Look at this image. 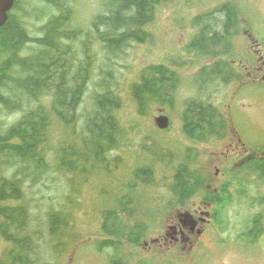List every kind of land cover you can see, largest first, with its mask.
Returning <instances> with one entry per match:
<instances>
[{"label":"trees","instance_id":"trees-1","mask_svg":"<svg viewBox=\"0 0 264 264\" xmlns=\"http://www.w3.org/2000/svg\"><path fill=\"white\" fill-rule=\"evenodd\" d=\"M46 1V19L40 34L32 35L25 23L27 18L23 20L24 16L15 13L30 0H16L8 21L0 28V114L2 109L20 113L9 127L0 121V232L9 245L8 256L0 264H59L58 257L69 242L66 230L73 207L66 204L60 209H48L45 214L33 212L24 200L23 177L36 182L55 171L70 177L68 183L76 193L79 179L91 166L112 163V152L124 141L122 95L103 83L104 88L94 95L93 106L83 112L84 96L96 71L104 79L112 77L111 73L105 75L104 63L119 57L133 42L147 39L148 25L166 0H102V9L88 28L77 22L79 0ZM238 12L229 2L194 18L198 31L191 41V50L208 55L219 44L229 47V32L236 24ZM206 18L213 24L201 26ZM93 43L99 50H94ZM100 58L103 64L99 63ZM238 75L233 61L220 60L190 78L197 91L185 100L182 112L183 131L189 138L206 141L209 136L214 137V123L224 116L212 100V86L221 81L229 84ZM180 80L177 70L166 64L144 67L139 81L132 86L139 112L145 113L152 102L173 98ZM54 124L70 127L72 139L58 143L65 137L57 138V144L52 146ZM190 158L185 152L183 160L175 159L176 172L166 196V204L170 205L167 213L189 200L193 191L209 180H204L199 171L189 170L193 169L188 165ZM155 173V169H137L136 178L152 184ZM235 175L234 182L221 186L216 195L203 198L221 208L214 213L219 224L226 222L229 206L246 205L244 194L260 201L259 205L264 204V197L258 195L264 184V158L245 159ZM138 181L133 182L136 193L144 185ZM136 193L127 196V201L122 199L124 202L117 198L118 202L103 212L102 233L109 239L100 243L102 250H114L111 264H131L132 256L124 255L129 244L139 249L157 222L158 214H154L152 205L145 208L151 215L138 213L134 203L141 198ZM263 235L264 213L259 212L246 220L236 239L254 241Z\"/></svg>","mask_w":264,"mask_h":264},{"label":"rangeland","instance_id":"rangeland-1","mask_svg":"<svg viewBox=\"0 0 264 264\" xmlns=\"http://www.w3.org/2000/svg\"><path fill=\"white\" fill-rule=\"evenodd\" d=\"M229 2L239 11L236 24L229 32L231 45L214 46L208 55L191 50V41L198 31L194 18ZM46 4V0H30V3L23 4L22 11H15L19 17L24 16L23 20L27 18L25 23L32 35L40 34L39 29L46 19L43 13ZM76 8L77 22L88 28L92 18L102 9V0H79ZM200 23L199 27L209 26L213 21L206 18L204 24L200 26ZM147 30L145 41L133 42L119 57L104 63L105 75L111 73L112 77L104 79L98 71L94 73L84 96L83 112L93 106L94 95L104 88L103 83L122 95L120 116L125 129L124 141L112 152V163L103 167L91 166L88 173H83V179H79L76 193L68 183L70 177L55 171L36 182L23 177L24 200L33 212L45 214L48 209H60L66 204L73 207L66 230L69 242L58 257L59 264H111L114 250L107 247L102 250L100 243L109 239L102 233L103 212L107 206L114 205L117 198L127 201V196L135 194L133 184L137 180L144 184L143 180L136 178L137 169L156 171L152 184L138 187L136 194L141 199L134 203L142 216L151 215L146 213L147 205H152L154 214H158L157 222L147 232L144 241L165 233L168 216L171 214V218H177L181 211L178 208H197L204 197L216 195L221 186L234 182L236 169L248 156L264 157V0H166L156 9ZM93 45L94 50H99L97 43ZM252 53L257 54L252 58ZM220 60L233 61L239 75L229 84L222 81L213 84L212 100L224 119L214 123V137L197 141L183 131L184 102L197 91L190 78ZM103 62L100 58L99 63ZM151 64L170 66L177 70L182 80L173 98L152 102L141 114L132 95V86L139 81L142 69ZM252 65H258L260 70L263 65L258 75L253 73L250 76ZM161 112L170 117L167 129H160L155 124L154 118ZM19 116L20 113L2 109L0 121L9 127ZM51 132L52 146L57 144V138L65 137L58 143L72 139L70 127L54 124ZM185 152L191 156L188 165L193 169L189 170L199 171L204 180L208 177L209 180L203 182L201 189L191 192L189 200L167 213L170 205L166 204L169 202L166 196L171 191V180L176 172L175 159L183 160ZM259 193L264 197V184H261ZM244 195L243 202L254 205L233 204L226 209V222H211L209 226L213 227L203 238L206 243L202 253L195 255V251L189 250L177 255L172 251H149L143 245L136 249L129 244L124 255L132 256L131 264H264V236L254 241L236 239L247 219L256 213H264V204L261 206L260 201ZM220 209L213 202L208 211L217 213ZM8 249V242L0 232V261H5Z\"/></svg>","mask_w":264,"mask_h":264},{"label":"flooded vegetation","instance_id":"flooded-vegetation-1","mask_svg":"<svg viewBox=\"0 0 264 264\" xmlns=\"http://www.w3.org/2000/svg\"><path fill=\"white\" fill-rule=\"evenodd\" d=\"M256 54L257 53H252V58L255 57ZM252 66L253 70L249 72L250 76L253 75V73L258 75L263 68V65L260 66L261 70L258 65ZM228 156H230V154H228ZM239 156L238 154L237 157ZM247 158L251 160L264 157L250 155ZM218 173L217 171V174ZM244 198L245 195L243 196V199ZM246 198H248V196H246ZM210 202L211 201L202 200L201 203H198L197 208H178V210L181 211H179L177 218H171V214L168 216L166 221V232L150 240H142L143 244L141 245H143L145 249L153 252H173L174 254L182 255V253L190 250L189 252L195 251V255L202 253L206 243L203 238L213 227H210L209 224L211 222L214 224L216 218L214 211H208V208L213 204V202ZM193 205L195 206V203Z\"/></svg>","mask_w":264,"mask_h":264},{"label":"water","instance_id":"water-1","mask_svg":"<svg viewBox=\"0 0 264 264\" xmlns=\"http://www.w3.org/2000/svg\"><path fill=\"white\" fill-rule=\"evenodd\" d=\"M15 2L16 0H0V28L8 21L9 13L14 8ZM154 120L160 129H167L171 123L170 117L164 112L156 115Z\"/></svg>","mask_w":264,"mask_h":264},{"label":"bare ground","instance_id":"bare-ground-1","mask_svg":"<svg viewBox=\"0 0 264 264\" xmlns=\"http://www.w3.org/2000/svg\"><path fill=\"white\" fill-rule=\"evenodd\" d=\"M81 3V2H80Z\"/></svg>","mask_w":264,"mask_h":264}]
</instances>
